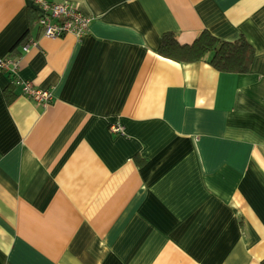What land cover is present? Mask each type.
I'll return each instance as SVG.
<instances>
[{"label":"crops","instance_id":"0c3cea01","mask_svg":"<svg viewBox=\"0 0 264 264\" xmlns=\"http://www.w3.org/2000/svg\"><path fill=\"white\" fill-rule=\"evenodd\" d=\"M48 1L87 32L47 38L33 0H0V59L53 94L0 71V264H264V0ZM204 30L243 36L250 70L159 55Z\"/></svg>","mask_w":264,"mask_h":264},{"label":"built area","instance_id":"2783aa9c","mask_svg":"<svg viewBox=\"0 0 264 264\" xmlns=\"http://www.w3.org/2000/svg\"><path fill=\"white\" fill-rule=\"evenodd\" d=\"M38 17L36 25L47 38H59L66 34H73L77 37L83 36L89 29L91 18L84 15L73 3L54 2L48 0H33ZM38 41L29 38L22 47V51L27 53L31 48L37 47ZM19 59L17 57H6L0 59V71L7 72L14 77L13 84L22 89V93L27 98L46 105L53 99V94L48 89H39L30 81L22 80L18 76ZM111 131L115 134H124L123 126L115 124L111 126Z\"/></svg>","mask_w":264,"mask_h":264},{"label":"trees","instance_id":"16d2710c","mask_svg":"<svg viewBox=\"0 0 264 264\" xmlns=\"http://www.w3.org/2000/svg\"><path fill=\"white\" fill-rule=\"evenodd\" d=\"M23 40L13 48L16 49ZM160 56L178 63L208 61L221 73L246 74L251 67L255 51L253 46L242 36L236 41L220 40L204 30L192 43H181L176 34H163L158 49ZM13 87L7 89V98L14 96Z\"/></svg>","mask_w":264,"mask_h":264}]
</instances>
